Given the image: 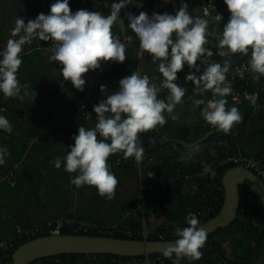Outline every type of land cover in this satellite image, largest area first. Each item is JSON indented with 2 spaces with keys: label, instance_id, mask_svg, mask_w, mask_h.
<instances>
[{
  "label": "crops",
  "instance_id": "0c3cea01",
  "mask_svg": "<svg viewBox=\"0 0 264 264\" xmlns=\"http://www.w3.org/2000/svg\"><path fill=\"white\" fill-rule=\"evenodd\" d=\"M98 1L99 4H111L114 2V0ZM55 2L56 0H0V50L3 49L10 38V30L14 27L16 17L24 18L27 23L28 20H34L40 13L48 15L50 6ZM136 3L143 6L138 8L135 5L130 6L139 14L140 12L147 14L150 12L149 17L154 13L174 15L179 7L182 6V3H184L188 6V12L191 16L204 18L200 9L196 6L195 0H166V2L165 0H136ZM100 6L104 7L101 4ZM80 7H82L80 1L69 0V8L72 13L81 10ZM104 9L108 12L111 11L109 6L104 7ZM216 14H220L223 17L220 23L214 19ZM122 16L123 18L120 19L123 23L118 19L113 25L112 32L114 36L118 37L126 45V59L124 63L102 62L100 69L86 73L83 77L86 84L82 92L77 91L70 82L62 79L59 74L60 65L55 62H49L48 56L50 53L45 50V47L50 46L49 44L35 40L31 46H27L22 51L23 62L18 70L17 78L22 85H28L29 96L19 99L6 98L0 94V115H3L12 126L10 134L0 130V147L7 150V155L4 157L5 164L0 166V240L36 225L68 219H95L101 222L100 224L118 226L128 235L135 232L140 233L144 229L147 231V225L151 228V235H157L158 232H161L160 226L164 222L163 218L157 219L150 213L149 205L162 206L174 198L168 201L155 202L149 198L150 192L143 188L145 189L143 191L144 199L147 202L144 215L143 213L127 215V212L136 209L142 200L140 172L144 185L156 183L154 179L150 178V170L145 160L141 164V170H139V164L134 161L131 162V158L125 159L122 153L111 155L108 158L107 163L110 166V171L115 174L118 181L111 199L100 196L94 187L82 186L76 188L70 184L68 173L64 171L63 163L60 169H56L53 163L57 157L63 161L67 155V151L70 150V146L74 144L72 137L75 136V131H78L80 126L89 129L96 122V114L94 112L88 111L90 118L84 119L76 110L74 105L76 94L80 95L86 103L84 95L90 105L94 107L104 96L100 92L101 85L105 87L106 91L117 90L119 81L122 78L119 70L128 64L132 68L136 66L135 71L138 70L141 75H147L150 83L156 84L157 87L162 82V76L157 70L158 64L152 63L151 56L145 55L143 68L140 65L143 56L141 57L139 48L137 54L132 56L136 40L134 38L132 42H129L126 39L128 35L134 36V34L128 29L126 16ZM229 17L230 13L228 10H221L213 12L212 16L207 19L206 38L208 43L205 47L213 51V56H204V60L197 61V66L201 64L200 68L202 72L210 63L223 64L227 60L229 71L226 73V81L232 84V79L237 71L244 64L250 69V65L249 57L242 54H235L231 57H220L216 54L222 29L228 22ZM189 69L186 66L183 69L184 73L181 71L177 74L178 80L176 83L186 90L182 102L177 105L173 113L164 114L166 122L163 126H157V128L140 135L142 137L150 134L154 138L161 140L165 145L176 146L184 152L196 146H204V148L206 146V165L204 168L202 167L205 171L201 170L207 176L203 185L201 183V186H204L205 183L211 186L217 184L222 186L223 184L216 182L215 169L218 166H223L228 156L242 155L248 157L264 154L260 153L264 150V94L260 97L261 108H238L242 116L241 122L245 124L241 125V122H239L233 125L228 133H224L216 128L206 135H193L192 142L176 138L173 134L169 133L163 135L160 131L161 128L167 129L165 126L171 120L182 127L185 126V129L191 127V125L197 127L210 126L204 120H201V110L204 106H195L194 100L204 99L207 101L208 98L212 97V94L211 92L202 95L198 94L194 89V85L191 82L185 81L187 75L185 72H188ZM131 74L132 70L129 76ZM250 75L252 77L250 90L252 91L264 82V77L254 80L253 76L256 74L251 69ZM235 89L243 91L244 86L237 85L232 88V90ZM35 92L36 97L34 99ZM107 94L106 92L105 95ZM167 96L168 90L161 89L159 98L166 100ZM229 98L232 107L235 106L231 95H229ZM210 127L213 128V126ZM155 133L157 135H154ZM215 133H223V135H221L220 140L213 147L205 141ZM167 140L184 141L186 144L193 146L170 143ZM221 142L229 143L228 146H221ZM235 144H239L238 154L227 155L222 159L218 158V149L227 150ZM119 158L126 162L128 161V164L117 165V159ZM198 162L200 161L198 160ZM196 166L189 162L180 163L174 159H167L162 161L160 171L161 169L164 171L171 169V167H177L176 174L168 175L164 172L165 174L163 173V175L168 178L192 177L196 173ZM131 187L133 190H131ZM121 189L122 191L125 190L124 192L128 190L132 196L125 199ZM143 220L145 225L143 224ZM131 221L136 223L137 226L134 228L130 226L123 227ZM170 233H174V231H170ZM126 237L127 239H133L139 236L135 235L133 238H130L126 235ZM225 246H228V250L224 248L225 254L223 262L220 264H230L228 262L231 261L232 246L229 243L225 244ZM192 262L189 261L188 264ZM258 262L259 264L263 263L264 258L259 259ZM0 264H9L1 251ZM35 264L102 263L84 262L82 260L73 261L71 259L62 261L58 259L41 261Z\"/></svg>",
  "mask_w": 264,
  "mask_h": 264
},
{
  "label": "clouds",
  "instance_id": "9594fccd",
  "mask_svg": "<svg viewBox=\"0 0 264 264\" xmlns=\"http://www.w3.org/2000/svg\"><path fill=\"white\" fill-rule=\"evenodd\" d=\"M223 3L230 17L222 29L216 54L248 56L250 69L256 74L253 79L264 77V0H223ZM129 5L143 6L136 0H114L110 14L105 16L99 11L84 9L72 13L69 0H56L48 15L40 13L27 23L24 18L16 17L10 38L0 50V94L19 99L29 96L28 85L20 83L17 73L23 62L22 51L35 40L50 45L45 47L50 53L49 62L60 65L62 79L82 92L86 73L100 69L102 62L124 63L126 45L113 35L112 28L118 19L123 23L120 13ZM126 18L128 29L134 34L126 39L138 40L141 57L146 53L153 62L159 61L157 70L162 76L161 84L157 87L150 83L149 77L137 70L122 78L117 90L106 91L101 85L100 92L104 96L93 107L97 119L94 128L80 126L63 161L59 157L53 161L56 169L63 163L64 171L72 174L70 183L76 188L94 187L107 199L112 198L118 183L110 171L108 158L122 153L125 159L142 161L144 149L139 135L163 126L164 114L173 113L182 102L186 90L176 81L185 65L195 69L186 75L185 81L191 82L198 94H212L210 100H194L195 106H204L201 116L208 125L228 133L242 120L237 107H226V98L232 93L231 83L226 81L228 61L210 63L202 72L197 66L201 57L213 56V51L205 47L208 43L206 18L191 16L184 3L174 15L154 13L149 17L140 12L138 16L129 13ZM214 19L220 23L223 17L216 14ZM161 89L168 90L166 100L159 98ZM245 99L254 104L257 96L245 93ZM0 130L12 132L11 124L3 115H0ZM6 155L7 150L0 147V166L5 164ZM185 222L187 227L175 229L174 245L163 251L166 258L175 256L174 264H180L184 258L200 260L207 239V232L196 215L190 213Z\"/></svg>",
  "mask_w": 264,
  "mask_h": 264
},
{
  "label": "built area",
  "instance_id": "2783aa9c",
  "mask_svg": "<svg viewBox=\"0 0 264 264\" xmlns=\"http://www.w3.org/2000/svg\"><path fill=\"white\" fill-rule=\"evenodd\" d=\"M82 6L88 5L90 2L94 0H78ZM197 8L200 9L202 16L206 19H209L212 16L213 12L227 10L226 5L223 3V0H195ZM104 7L110 8V3H100ZM132 14L134 16H138L136 10L133 9L130 5L121 10L122 15L127 16V14ZM207 13V16H205ZM145 55L142 57V61L140 63L141 67H144L145 64ZM204 57V56H203ZM203 57L200 60H204ZM152 59V58H151ZM152 63L158 64L159 61ZM185 65L183 69L186 67ZM198 67H201V64H198ZM182 72L184 73V70ZM194 69H189L188 72H185L187 75L189 73L194 72ZM250 75V69L244 64L235 74L232 79V88L237 85L244 86L243 91L232 90L231 96L234 102V105L237 108H247L251 107L254 109L261 108L260 97L264 94V82L261 85H258L252 91L250 87L252 85ZM245 93L252 95L256 94L257 99L255 103L248 101L245 99ZM74 105L76 110L82 115L84 119H89L88 107L84 100L80 95H75ZM97 123V119L95 124ZM95 124L91 126L89 129L94 128ZM75 135H78V131H75ZM99 138V137H98ZM139 143L144 149V155L141 162H137L139 164V170L142 168V162L145 160L147 162V167L150 170V178L154 179L156 183L144 185L143 180L141 179L140 172V187H141V203L134 210H130L127 212V215H136L137 213H143L146 206V201L144 199L143 191L147 189L150 192V199L155 202L158 201H168L172 198L183 196L192 200L198 206V214L197 218L200 223H204L208 221L212 217L213 214H216L220 210V195L225 194L224 185H213L205 183L204 186H201V183L205 182V178L207 174L203 172V169L206 165V152L207 147L205 146H196L191 150H186L185 152L179 149L176 146H168L165 145L161 140L154 138L152 135L147 134L141 137L139 135ZM229 142H221V146H228ZM167 159H174L177 162L184 163L189 162L192 165L196 166V173L192 175V177H171L168 178L160 171L162 166V161ZM198 160L200 162H198ZM130 161H135L134 158H131ZM128 161H124L123 159H117V165H127ZM225 165L234 164L235 167L244 166L248 170L255 173L259 176L264 182V154L256 155V156H228L224 161ZM201 168H200V167ZM203 167V168H202ZM204 170V169H203ZM205 171V170H204ZM72 174L68 173V180L70 182ZM71 184V183H70ZM145 188V189H143ZM210 200L212 204H206L204 201ZM262 205V204H261ZM261 205L256 204L253 209H244L243 212L252 213L253 211H261ZM143 220V224H144ZM206 224V223H205ZM145 225V224H144ZM253 225L260 229L258 221L254 218ZM66 231H71L70 235H82V236H94V237H111L117 238L120 235H127L130 238L138 235L143 238L145 241H152L154 236L159 238V241H168L166 239H171L174 237V233H162L158 232L157 235L147 234V231L144 229L142 232L131 233L130 235L125 234L118 226L108 225V224H99L93 223L86 220L81 219H68V220H55L50 221L45 224L36 225L30 227L25 230L18 231L14 235H11L5 239L0 240V251L3 254V257L10 264L11 260V251L22 241H31L34 238L40 237L41 235L46 236H62ZM41 238V237H40ZM175 256L171 259L166 258L162 254L152 255L143 257V259L139 258H117V257H109L107 255H97L93 258V261H99L101 263H110V264H174Z\"/></svg>",
  "mask_w": 264,
  "mask_h": 264
},
{
  "label": "trees",
  "instance_id": "16d2710c",
  "mask_svg": "<svg viewBox=\"0 0 264 264\" xmlns=\"http://www.w3.org/2000/svg\"><path fill=\"white\" fill-rule=\"evenodd\" d=\"M138 8V7H136ZM80 9H84L87 11H99L103 15L107 16L110 14V12L106 11L104 7H101L98 0H94L90 2L86 6L80 7ZM151 13L149 12L148 15ZM120 18H123L122 14H120ZM127 20V18H126ZM127 23L128 20H127ZM134 52L132 56H135L137 54L138 48H139V42L136 40L134 44ZM128 66V67H127ZM133 66V65H132ZM135 67L133 68L128 65H126L123 69L121 68L119 70L120 76L122 78L128 77L129 73L135 71ZM121 78V79H122ZM120 79V80H121ZM165 96V95H164ZM163 96V98H164ZM87 105H88V111L93 112V107L90 105L89 101H87V98L83 95ZM208 98L207 100L212 99ZM161 99V98H160ZM228 100V104L226 105L227 108L232 107L230 104V98L229 96L226 98ZM202 117V116H201ZM201 120H203L201 118ZM197 123V122H196ZM203 123V122H201ZM241 125H244L245 123L241 122ZM199 125V124H198ZM167 129L161 128V133L164 134H173L176 138L184 139L187 142H192L193 135L200 134V135H206L211 130H215V127H202V126H195L191 125V127L185 129V126H180L179 124L169 121V123L165 126ZM164 129V130H163ZM154 135H157L156 133ZM221 135L223 133H215L214 135L210 136L206 139L205 142L210 143L213 147L214 145L220 140ZM239 148V144L233 145L232 148L227 150H217L218 158L222 159L225 158L227 155L231 154H238L237 150ZM239 152V151H238ZM260 153H264V150H262ZM235 167L234 164L230 165H223L216 167V182L223 184L222 179L224 174L230 170L231 168ZM176 168L177 167H171V169L164 170L161 169L162 173H166L168 175L176 174ZM178 169V168H177ZM164 173V174H165ZM240 194H241V204H240V210L238 217L236 221L229 227L220 229L214 234L207 237L206 242L201 249L202 252V260L204 264H220L223 262L224 258V245L229 243L232 246V252L230 256V260L228 263L230 264H259V259L264 258V208L261 205V202L256 197L255 194H253L250 190H248L245 187H240ZM224 196L225 194L220 196V210L213 214L208 221L215 218L221 211L224 203ZM206 204H212L210 200L204 201ZM261 205V211H253L252 213H246L243 212L244 209H253L256 204ZM198 206L189 198L178 196L175 197L173 200L169 201L167 204L162 206H154L153 204L149 205V212L152 213L157 219L163 218V224L160 226L161 232H167L170 233V231H174L177 227L184 228L188 225L185 222V218L191 213L197 216L198 214ZM256 219L258 223L260 224L261 228L258 229L253 225V219ZM85 219V218H84ZM86 221H90L95 223L97 220L92 219ZM208 221L204 223H200L201 225H204ZM99 222V221H97ZM96 222V223H97ZM101 222H99L100 224ZM126 226L130 227H136L137 224L134 222H129L125 224L123 227L126 228ZM67 235L71 234V231H66ZM14 235V234H13ZM11 236V235H10ZM9 237V236H8ZM40 237H44V235H41ZM40 237L34 238L32 240L38 239ZM7 238V237H6ZM117 238L120 239H127L125 235L117 236ZM134 240L142 241L143 239L141 237H134ZM176 237L174 235L171 239H166L168 241H175ZM31 240V241H32ZM152 241H159V238L154 236ZM27 240L22 241L19 243L12 251H11V257L13 256L14 252L21 247L22 245L26 244ZM97 255H63L58 256L50 259H44L42 261H50V260H62L67 261L68 259H71L73 261L82 260L84 262L90 261L91 263H101L99 261H93V258ZM108 256V255H107ZM109 257H115V256H109ZM117 258H123V257H117ZM128 259V258H126ZM139 259H143L139 258ZM190 260L187 258H184L180 261V264H188ZM41 262V261H39ZM10 264H13L12 258L10 260ZM102 264H110V263H102ZM261 264H264L261 263Z\"/></svg>",
  "mask_w": 264,
  "mask_h": 264
},
{
  "label": "water",
  "instance_id": "95a60500",
  "mask_svg": "<svg viewBox=\"0 0 264 264\" xmlns=\"http://www.w3.org/2000/svg\"><path fill=\"white\" fill-rule=\"evenodd\" d=\"M188 145L184 141L167 140ZM201 142V141H200ZM225 188L224 203L220 213L202 225L207 237L220 229L231 226L237 219L241 194L240 187L250 190L264 208V182L244 166L233 167L222 179ZM174 241H139L111 237L62 235L41 237L19 247L12 256L13 264H35L44 259L63 255H108L123 258H142L162 254Z\"/></svg>",
  "mask_w": 264,
  "mask_h": 264
},
{
  "label": "rangeland",
  "instance_id": "374dc122",
  "mask_svg": "<svg viewBox=\"0 0 264 264\" xmlns=\"http://www.w3.org/2000/svg\"><path fill=\"white\" fill-rule=\"evenodd\" d=\"M131 190H133V188L131 187ZM125 191V190H124ZM122 191L121 189V192L124 194V198L125 199H128L129 196H132L129 191L127 190L126 192ZM123 203V202H122ZM148 210V209H147ZM146 210V211H147ZM151 233V228L150 226L147 225V234H150ZM224 248H226V250H228V246H225ZM191 264H203V261L202 259L198 260V261H193Z\"/></svg>",
  "mask_w": 264,
  "mask_h": 264
}]
</instances>
